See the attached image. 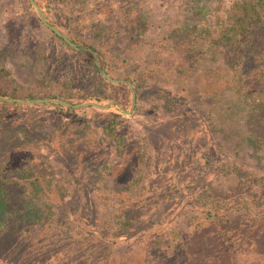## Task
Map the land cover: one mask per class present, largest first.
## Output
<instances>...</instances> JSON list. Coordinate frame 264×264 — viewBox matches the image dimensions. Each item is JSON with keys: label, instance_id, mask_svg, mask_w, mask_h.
I'll return each mask as SVG.
<instances>
[{"label": "rangeland", "instance_id": "1", "mask_svg": "<svg viewBox=\"0 0 264 264\" xmlns=\"http://www.w3.org/2000/svg\"><path fill=\"white\" fill-rule=\"evenodd\" d=\"M197 1L35 0L41 7L46 21L75 43L78 48L42 22L31 0H0L1 74H6L8 81L23 84L26 92L34 96L14 100L53 99L72 104L94 102L100 105H111L116 102L130 113H125L113 104L105 109L92 105L96 108L93 117L99 115L100 120H106L114 114H121L127 118L133 128V136L140 142L141 150L144 152L143 164L140 167L150 171L147 178L145 177L147 183L152 180L156 174L155 171H158L161 182L166 184L170 180H176L181 182L188 192L189 179H181L178 171L183 169L181 164L176 162L178 157L179 159L183 157V160H187L188 169L186 170H190L194 164L200 166V169L203 166L206 171L210 169L208 157L201 156L209 151L201 148L203 142V138L200 137L203 131L201 126L206 124V120L204 117L197 118L194 120L196 122L191 121L192 124L187 125L188 137L196 133L195 150L186 147L188 140L180 133L163 136L162 143L152 145L150 137L146 136L145 125L151 126L153 123L157 129L162 128L163 117L156 115L147 120L146 112L140 111L143 113L140 114L138 111L135 114L136 91L134 83L127 79L130 78L135 82L143 73L148 80L155 81L159 85L168 84L175 95L180 94L186 97L187 103L194 106L196 112L210 111L212 113L211 115L216 119L217 130L211 133L216 139L219 165L237 162L264 175V143L261 142L255 147L249 143L248 135L252 134L254 124L247 116L246 105L230 93L218 96L216 91L213 93L215 95L209 96L202 90L200 72L210 70V77L214 78L212 83L217 88V77L221 76L217 75V67L224 69L226 63L222 59L207 60L194 67L191 77L186 81L179 79L174 67L156 63L157 53L155 52L158 44L168 43L176 34L187 32L196 22L192 10ZM200 2L206 4L208 12L205 11V13H208V16L215 11L217 0H200ZM90 43L96 44L106 53L108 66L100 64L99 56L86 46ZM86 52L90 53L91 57L87 56ZM167 54L166 52L164 55ZM94 63L102 75L105 71L111 78L122 81L111 85L109 90L107 85L96 80L98 73ZM251 69L245 77L246 85L249 91H257L261 86V78L255 77V71ZM151 75L155 76L151 77ZM129 83L132 84L135 92L134 105L133 92L131 88V93L128 90ZM97 92L102 98L97 96L91 99L90 96ZM86 95L90 96L84 98L83 96ZM103 98H105L104 102ZM0 102L37 103L39 106L32 107L34 111L31 110L29 114L27 111L30 106H24L22 109H25L28 118H34L35 131L53 138L54 142L52 148L40 143L30 150H9V152L4 150L13 157L14 165L25 166L31 170L37 168L45 172L47 181L51 180V184L49 188H43L41 197L44 201L52 202V206L50 216L41 218L44 222L42 226L30 232L26 228L6 230L0 235V264H125L126 261L130 264H141L140 258L144 256V250L138 251L140 249L138 242L132 244L118 242L121 240H118L116 233L119 232L117 227L120 224H117L116 219L112 217L116 213L114 201L119 202L121 208L126 211L140 212L133 195L138 188L133 187L128 191L125 188L121 189L119 188L122 185L121 181L114 188L112 186H115L116 182L112 176L108 175L105 181H97L92 189L91 200L98 202L99 210L96 214L90 211L88 218L82 217L81 210L74 208V202L77 198L81 202L87 200L88 195L83 191L79 194L82 188L80 181L73 182L67 179L68 181L62 183L61 171L69 164L80 170H89V166H86L89 165L88 159L92 152L81 149L91 141L84 137V145L81 147L82 138L77 135L71 139L72 144L68 150H61V136L57 135V125L60 123L58 126L61 127V121L57 119H61V112L54 105L61 103L55 101L8 102L1 99ZM148 103L150 101L142 100L141 108L146 107ZM90 107L71 108L88 109ZM179 108L184 110V104H179ZM5 128L3 124L0 126V145H6L9 138ZM17 134L20 140L24 139L22 131H18ZM99 136H101V129L97 128L95 137ZM217 137L220 143L219 150H217ZM109 148L107 164L114 165L119 159L117 141L113 142ZM61 151L67 154L68 161L63 160ZM31 153L33 157L24 163L26 161L24 157L28 158V154ZM217 159L212 166L214 172L207 174V177L201 181L202 186L210 184L208 191L205 192V203L194 200L199 204L196 207V204L189 201L191 198L189 192L183 201L167 197L159 204L147 206L145 203L143 205L145 208L142 210V218H149L148 226L157 228L154 233H149L147 243L154 240L155 233H166L164 240L172 242V250L166 254L164 264H189L188 260L192 251L194 253L197 251L196 246L203 239L211 246L210 251L204 254L205 258L212 261V263L209 262L210 264H217V221L211 218V213L204 212L207 209L212 211L210 208L217 203V185L225 183L224 177L217 178ZM155 177L154 181H156ZM201 185L195 189L197 193L200 192ZM222 188L224 189V186ZM64 189L67 192H63ZM208 192H210L209 195ZM63 204L69 207L68 211H65L64 207L62 211ZM205 204L208 207H204ZM103 222H107L109 226L106 240L97 238L92 229H100ZM201 224L203 225L199 227ZM19 225L28 224L20 222ZM134 225L135 222L132 226ZM198 229L204 233L194 237L185 234ZM23 230L27 232L20 233ZM187 242H189L188 245ZM193 244L195 248H192ZM108 250H113L116 257L114 258ZM122 256L123 259H121ZM148 258H150V264L157 262L154 257L148 256Z\"/></svg>", "mask_w": 264, "mask_h": 264}, {"label": "trees", "instance_id": "2", "mask_svg": "<svg viewBox=\"0 0 264 264\" xmlns=\"http://www.w3.org/2000/svg\"><path fill=\"white\" fill-rule=\"evenodd\" d=\"M205 11L208 12L206 4L198 0L192 10L196 22L187 32L176 34L168 43L160 42L161 44H158V49L155 52V54L157 53L155 57L157 62H155L159 65L165 64L174 67L179 79L186 81L191 77L194 67L207 60L222 59L226 63V67L224 69L217 67V75H221L217 77V88L213 85L212 79L214 78L210 77V70H202L199 74L202 90L209 96L215 95L213 93L216 91L218 96L230 93L246 105L247 116L254 124L252 134L248 135L249 143L255 147L261 142L264 143V0H217L214 12L209 13L208 16ZM86 46L99 56L101 65H109L106 53L100 50L96 44L90 43ZM166 52L168 54L165 56ZM85 54L90 56V53L86 52ZM94 68L98 73L96 80L107 85L109 90L111 85L118 84V82L108 81L99 72L95 63ZM249 69L255 71V77L261 78V86L257 91H249L248 85H246L245 77ZM1 72L0 96L13 99L34 97L31 93L26 92L23 84L6 80V74H1ZM154 76L151 75V77ZM127 79L134 83L136 91L135 114L138 111L146 112L147 120L156 117V115L163 117L162 128L157 129L153 123L151 126L145 125L146 136L150 137L152 145L158 142L162 143L163 136L180 133L188 140L186 147L195 150L196 133L188 137L187 125L188 123L192 124L191 121L197 118H205L206 124L201 126L203 131L201 130L202 135H200L203 142L199 144L204 150H209L201 156L208 157L210 169L206 171L203 166L200 169V166L194 164L190 170H186L188 169L187 160L178 157L176 163H180L183 169L179 170L178 174L183 180L189 179L188 192L181 182H176V180H170L166 184L161 182L158 171H155L153 181L150 180L147 183L146 178L150 171L140 167L143 164L144 152L141 150L140 142L134 138L133 128L127 118L121 114H114L109 119L100 120L99 115L93 117V113L96 111L94 106L88 109H74L55 103V108L61 112V119H57L61 121V127L58 126L60 123L57 125V135L61 136V150H68L72 144L71 139L79 135L82 138L81 147L84 145V137L91 141L81 150L92 152L88 159L89 165L86 166H89V170H80L69 164L61 171V182L65 183L68 181L67 179H70L73 182L80 181L82 183L79 194L83 191L88 195V198L82 202L77 198L74 208L81 210L82 217L85 218L89 217V213L96 214V211L99 210L98 202L91 200L92 189L97 181H105L109 175L116 182V185L112 186L114 188L121 182L122 185L119 186L121 189L125 188L128 191L133 187L138 188V191L133 195H135L136 207L140 212L126 211L121 208L119 202L114 201L116 213L112 217L116 219L117 224H120L119 228L117 227L119 232L116 233L118 240H121L118 242H128V244L138 242L140 246L138 251L144 250V256L140 258L141 264H150L148 256L157 260L151 264H164L166 254L172 250V242L164 240L166 233H155L153 234L154 240L147 243L149 233H154L157 228L148 226L149 218H142V210L145 208L143 205L145 203L147 206L159 204L167 197L183 201L189 192L191 195L189 201L196 204V207L199 204L195 201L206 202L205 192L208 191L207 188L210 184L202 186L201 181L207 177V174L214 172L212 166L219 156L216 151L215 136L211 133V131L217 130L216 119L210 111L196 112L194 106L187 103L186 97L180 94L175 95L168 84L159 85L155 81L148 80V77L143 73L137 77L135 82L130 78ZM128 90L131 91L129 85ZM87 96L90 95L83 97ZM97 96H100L98 92L90 98L94 99ZM105 98L102 99L103 102ZM144 99L150 103L142 109V100ZM181 103L185 106L184 110L179 108ZM24 106H30L27 111L29 114L33 110L32 107L39 105L37 103L0 102V126L3 124L9 133L8 141H5L6 145H0V235L6 230H18L19 228H26L30 232L34 228L42 226L44 222L41 218H48L51 212L52 202L48 200L46 202L41 197L43 188H49L51 184V180L47 181L45 172L33 167L31 170L25 166L14 165L13 157L4 151L30 150L40 143L47 144L51 148L54 147L53 138L51 139L47 135L43 136L35 131L36 122L34 118H28L25 109H22ZM141 112L140 114H143ZM83 126H85L84 130ZM97 128L101 129V136L96 138ZM18 131L24 133V139L20 140ZM116 141L119 159L114 165H108L109 147ZM219 145L217 137V150L220 148ZM66 155L61 151L64 161L69 160ZM32 157L33 153L28 154V158L24 157L26 159L24 163ZM219 163L217 159V178L224 177L225 183L217 185V203L210 208L212 211L204 210L206 213H211L213 216L211 218H215L217 221V264H264V175L237 162H232L229 165L226 163L219 165ZM154 177L156 181H154ZM200 185V192L197 193L195 189ZM105 186L107 187V185ZM63 192H67V190L64 189ZM63 207L65 211L69 210V207L63 204L62 211ZM204 207H208L207 204ZM20 222L28 225L20 226ZM133 222H135L134 226H132ZM92 229L97 238L102 240L108 238L109 226L107 222H103L100 229ZM200 230L185 234L194 237L204 233ZM24 231L27 232V230H23L20 233ZM128 231L130 233H127ZM210 247V244L203 239L197 244V251L195 253L192 251L188 263H212L204 256L210 251ZM192 248H195L194 244ZM108 252L114 253L113 250H108ZM113 257L116 256L113 254ZM125 264L130 263L126 261Z\"/></svg>", "mask_w": 264, "mask_h": 264}, {"label": "water", "instance_id": "3", "mask_svg": "<svg viewBox=\"0 0 264 264\" xmlns=\"http://www.w3.org/2000/svg\"><path fill=\"white\" fill-rule=\"evenodd\" d=\"M32 3L34 4V6L36 7L37 11H38V14H39V17L40 19L42 20V22L49 28L53 29L56 33H58L61 37H63L68 43L78 47L75 43H73L72 41H70L68 38H66L57 28H55L53 25L49 24L45 17H44V14L42 12V9L41 7L35 2V0H31ZM79 48V47H78ZM103 75L110 81L112 82H119V81H122V80H116V79H113L111 78L105 71H103ZM129 86L133 92V105L135 103V92L133 90V86L131 83H129ZM0 99L1 100H6L8 102H21V101H35V102H39V103H46V102H50V101H55V102H58V103H61V104H64V105H67V106H71V107H85V106H98L100 108H107L109 106H111L112 104L113 105H117L119 108H121V110H123L125 113H130V111H126L122 108V106H120L119 104H117L116 102L112 103L111 105H100V104H97V103H94V102H87L85 104H72V103H69L67 101H63V100H53V99H35V100H14V99H5L3 97L0 96Z\"/></svg>", "mask_w": 264, "mask_h": 264}]
</instances>
